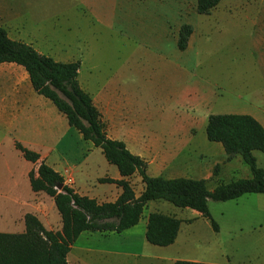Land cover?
<instances>
[{"label": "crops", "instance_id": "0c3cea01", "mask_svg": "<svg viewBox=\"0 0 264 264\" xmlns=\"http://www.w3.org/2000/svg\"><path fill=\"white\" fill-rule=\"evenodd\" d=\"M44 1L48 6L59 7L56 13L60 17L58 23L62 24L65 30L72 27L78 29V24L84 23L94 35L90 25L97 23L102 27L106 25V21L117 24L121 15L126 17L127 9L138 10L140 14L146 15L155 26L154 30L164 33L165 37L169 30L174 28L172 20L168 17L173 16L172 9L166 5L156 6L157 0H142L144 5L135 8H127L126 0H55L54 3L53 0ZM219 4L223 6L222 11L229 5V11L233 15L242 16L249 25L258 27L251 36L252 44L262 48L257 62L260 64L263 82L254 91L247 92V96L237 94L238 99H244L246 105H232L226 109L240 111L233 113L250 114L264 127V0H221L217 5ZM31 8L16 7L7 0H0V26L6 29L11 39L28 43L38 52L57 61L78 60V81L100 111L106 124L107 135L122 140L133 154L146 160L147 173L150 176L167 179L203 178L209 190L220 183L252 176L249 166L240 154L226 160L227 154L219 142H208L203 136L197 137L189 128L177 131V136L164 135L159 134L157 130L146 129L151 121L122 116L119 113L121 98L117 97V89L113 86V81L117 80L121 73L118 70H110L107 66L108 70H105V66H100L93 58H84L83 50H73L79 45H86V36L79 39L75 35L80 43L65 42L64 45L50 39L36 21ZM157 14L164 16L163 19L155 18ZM186 22L184 24L190 23ZM140 24L144 25L143 19ZM5 94V108H0V118L13 134L14 148V142L18 141L38 152L40 159L59 172L65 182L71 179L69 176L72 177V183L69 185L79 194L94 198L98 202L116 200L122 188L112 182H100L99 178L121 179L117 167L105 159L99 147L85 140L82 134L68 123L66 116L49 98L35 92L30 81L28 86L8 89ZM192 125H195V122L187 121L186 126ZM206 125L207 118L202 125L204 130ZM16 150L22 156L21 152ZM259 153L258 150L254 151L256 162L264 169V164L258 161ZM24 164L25 167L19 172L10 169L6 164V170L0 173V232L24 231L26 213L34 214L48 229H60L61 218L52 197L31 189L28 173L31 169H36L37 164L26 159ZM216 164L219 168L218 173L214 175ZM127 179L138 197L145 187L141 177L134 173ZM212 201L208 199V208L218 226L217 230H214L210 221L195 209L179 208L164 200H153L144 206L138 223L122 232H81L68 252V262L79 264L82 254L86 253L88 264L94 261L111 264L112 258H122L124 262L152 260L153 264H174L176 260L212 264H264V193H246L235 199L220 201L224 204L219 206L214 205ZM231 201H235L237 206L242 203L251 206L247 212L240 214L241 212L234 209H228V203ZM216 207H223L221 210L225 209L228 214L221 211L217 217L212 211ZM152 211L173 215L181 220L173 243L159 246L147 241V218ZM243 231H249L250 234ZM224 235L226 240L223 239ZM244 239L250 241L239 243ZM242 245L245 247L239 249Z\"/></svg>", "mask_w": 264, "mask_h": 264}, {"label": "trees", "instance_id": "16d2710c", "mask_svg": "<svg viewBox=\"0 0 264 264\" xmlns=\"http://www.w3.org/2000/svg\"><path fill=\"white\" fill-rule=\"evenodd\" d=\"M220 1L196 0V10L200 14H209ZM191 33L190 24L181 25L176 42L179 50L186 49ZM5 62L23 67L34 91L49 98L85 140L102 150L105 159L117 167L122 178L102 177L99 181L115 183L122 192L111 202H98L81 195L65 182L59 172L41 160L38 152L15 141L14 146L24 159L37 164V168L28 173L31 189L52 197L61 218V228L48 229L34 214L26 213L24 231L0 232V264H69L68 252L81 232H122L138 223L144 206L153 200L195 209L217 230L208 199L226 201L246 193H264V169L258 166L254 155L256 150L264 153V127L252 115L233 112L208 115L207 139L222 145L226 160L240 154L252 173L250 178L220 183L209 190L203 178L150 176L146 160L133 154L122 140L109 137L100 111L78 81V60L57 61L28 43L11 39L6 29L0 26V63ZM218 168L216 164L214 175ZM134 173L145 184L138 197L127 179ZM58 184H61L59 188ZM180 223L181 220L173 215L150 212L145 234L147 241L159 246L173 243ZM174 264L212 263L176 260Z\"/></svg>", "mask_w": 264, "mask_h": 264}, {"label": "rangeland", "instance_id": "374dc122", "mask_svg": "<svg viewBox=\"0 0 264 264\" xmlns=\"http://www.w3.org/2000/svg\"><path fill=\"white\" fill-rule=\"evenodd\" d=\"M7 1L16 7H32L43 32L59 45L80 43L75 35L79 39L86 36V45L73 50H83L84 58H93L100 66H105V70H108L107 66L121 73L113 81L117 97L121 98L119 113L128 119L151 121L146 129L157 130L159 134L177 136V131L189 128L197 137L203 136L211 142L202 127L205 118L211 113L240 112L226 107L246 105L237 94L247 96V92L254 91L263 82L257 62L262 48L253 45L251 38L258 27L249 25L242 16L233 15L228 4L223 11L222 4H219L209 14H200L196 10V0H157L156 6L166 5L173 13L168 17L174 28L165 37L164 33L154 30L155 26L146 15L138 10L128 11L127 8L142 7V0H126L128 13L126 17L121 15L117 24L106 21V25L100 27L95 21L96 24L90 25L94 35L84 23H79L78 29L65 30L58 23L60 17L56 13L59 7L48 6L44 0ZM154 17L163 19L164 16L157 14ZM142 19L144 25L140 24ZM186 21L192 25V33L187 48L180 51L176 45L178 29ZM28 84V75L22 67L7 62L0 64V108H5L8 89L23 88ZM228 91L235 93L229 94ZM187 121L195 122V125L186 126ZM258 161L264 164V153H259ZM6 164L16 172L25 167L23 157L13 147V134L0 118V173L6 170ZM69 177L71 181L67 183L71 184L72 177ZM212 202L216 206L224 204ZM228 204L229 210L234 209L240 214L251 206L247 203L237 206L235 201ZM221 208L212 210L217 217L221 211L228 214ZM243 232L250 234L249 231ZM246 241L250 240H240L239 243ZM243 247L245 245L239 249ZM87 256L82 254L79 264H88ZM110 263L153 264V261L124 262L122 258H112ZM91 264L103 263L94 261Z\"/></svg>", "mask_w": 264, "mask_h": 264}, {"label": "water", "instance_id": "95a60500", "mask_svg": "<svg viewBox=\"0 0 264 264\" xmlns=\"http://www.w3.org/2000/svg\"><path fill=\"white\" fill-rule=\"evenodd\" d=\"M61 186V184H58L57 187L59 188Z\"/></svg>", "mask_w": 264, "mask_h": 264}, {"label": "built area", "instance_id": "2783aa9c", "mask_svg": "<svg viewBox=\"0 0 264 264\" xmlns=\"http://www.w3.org/2000/svg\"><path fill=\"white\" fill-rule=\"evenodd\" d=\"M69 181H71V179L69 180ZM67 183V182H66ZM68 184V183H67Z\"/></svg>", "mask_w": 264, "mask_h": 264}]
</instances>
